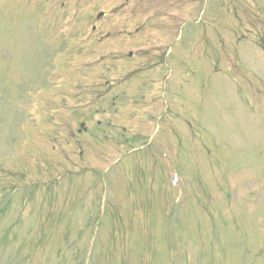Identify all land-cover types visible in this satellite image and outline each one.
I'll return each mask as SVG.
<instances>
[{"label": "rangeland", "instance_id": "374dc122", "mask_svg": "<svg viewBox=\"0 0 264 264\" xmlns=\"http://www.w3.org/2000/svg\"><path fill=\"white\" fill-rule=\"evenodd\" d=\"M196 1L0 0V264H264V0ZM148 106L160 134L112 165Z\"/></svg>", "mask_w": 264, "mask_h": 264}]
</instances>
